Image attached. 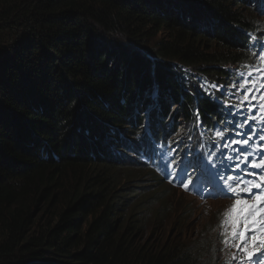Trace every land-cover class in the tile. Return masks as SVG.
Here are the masks:
<instances>
[{"label": "trees", "instance_id": "16d2710c", "mask_svg": "<svg viewBox=\"0 0 264 264\" xmlns=\"http://www.w3.org/2000/svg\"><path fill=\"white\" fill-rule=\"evenodd\" d=\"M260 4L0 0V264H199L205 239L134 243L167 209L128 182L163 167L174 117L194 136L231 114L222 89L263 66ZM160 29L169 36L146 46Z\"/></svg>", "mask_w": 264, "mask_h": 264}, {"label": "rangeland", "instance_id": "374dc122", "mask_svg": "<svg viewBox=\"0 0 264 264\" xmlns=\"http://www.w3.org/2000/svg\"><path fill=\"white\" fill-rule=\"evenodd\" d=\"M260 21L264 20V15H261L258 17ZM169 36V33L165 29H160L159 31L149 35L148 39L145 41L146 46H150L152 49L156 46L157 42L161 39H165ZM130 45L128 44V47ZM149 47V48H150ZM133 52L140 54L144 58V62H147L145 65L147 68H151L153 64L155 63V59L153 56L148 54L147 48H144V50L141 48H133ZM147 51V52H146ZM150 55V56H149ZM177 69V73L179 72L186 73L190 72L189 70L185 69L181 65L175 64L172 65ZM246 72H242L247 76ZM255 76L248 77V79H254ZM241 80V79H240ZM154 83V81H151V85ZM152 87H150L148 90H150ZM227 87H224L223 91L226 95H230ZM219 90L222 89V87H218ZM147 90V91H148ZM243 94V93H242ZM257 96L260 95V93H256ZM230 98L240 100L241 96H231ZM255 102V101H254ZM154 108L157 106L156 100L152 101ZM173 103L169 104V112L171 113L174 110ZM153 107V106H152ZM153 108V109H154ZM249 106L246 104L243 108H237V113L243 114L242 117H245L246 112L250 113L251 111L248 110ZM150 108L148 109V111ZM147 111V112H148ZM263 111L259 108L257 111V115L249 116V120H253L254 126L251 128H248L246 132L243 133L245 135L240 136L241 139H249V144L245 147L244 152L247 154L249 151H251V155L248 156L249 162L252 160H256L257 162L264 157V140H261L260 138L264 136V126L261 124L262 119H260L259 114ZM155 114V113H154ZM236 112L233 113V115L230 116L232 118ZM151 117V116H150ZM149 117V118H150ZM168 117V116H167ZM166 117V118H167ZM250 117H255L254 119H251ZM175 126L177 127V132H175V136H173L174 141L171 142V146L174 151L178 148V143L181 142V145H183V149L181 151H177L172 158L179 159V160H186V157L188 159L190 156H194L192 158L193 164H191V167H194L193 173H191L187 177V181L193 182L196 177L198 178L199 182L205 183L208 182L210 185H212L215 192L219 191L217 189L216 185V177L215 176H224L230 171H234V173H229L226 175V177L229 176H244L245 171L247 172H257L259 173V169H245V165L243 163V160H237L236 156L238 155L236 149H239L242 147V145L231 144V141H227V139L224 141V145L227 143L229 146L226 147L228 149V152H224L226 155L224 158L221 159L222 165L219 166L218 160L212 156V152H209L208 154H205L203 158L201 156L197 155V152L200 151V149L194 150L191 152L190 150V143L188 141V133L186 131V122L183 121V119H177L174 117L173 119ZM184 125H183V124ZM223 124L222 120L220 122H213L214 126H219ZM239 129V128H237ZM190 131V129H189ZM218 130L214 131L215 136L217 137L216 133ZM231 132L228 133L230 135ZM234 137V134H231L229 137V140ZM106 142V141H105ZM115 148L110 149L115 151H124V149L117 144V142H113ZM189 148V150H188ZM107 150V148L105 149ZM179 152H189L187 155H182ZM259 153V154H258ZM184 156V157H183ZM228 156H231V158H228ZM220 161V162H221ZM239 164V168H237V165ZM178 165H176L177 168ZM127 167V166H126ZM168 167H170L168 165ZM148 169L141 170V174H137L136 171L134 173L135 177L130 178V181L128 182L129 186H147L146 188L151 189V191L155 194L157 201L159 205L162 207L165 206L167 209L166 212V219L163 221L161 227L159 224H155V222H148V225L144 226L142 230L140 231V234L134 236L135 244H138L143 247H147L148 250L154 251L156 247H160L164 245V243H170L171 239H174L175 237H178L177 240L179 242L188 243L193 240H201L205 239V242L212 243L211 248L207 251L208 254L206 256L202 255L201 262L199 264H257L256 259H259L260 264H264V250L261 252H258L256 256L253 257V260L249 262L244 255L243 252L239 251L237 248L232 247L230 244H225L223 241L225 239V236L222 235L224 229L221 227V221L225 219L224 212L233 204L234 199L231 192L227 191V184L231 183V181H224L226 183V186L223 184V180L218 179L219 184L223 187L221 190L225 192L227 195L221 196L220 193H215L214 195H209L206 197V199H198L196 197H193L194 195L185 191L183 188H173L171 187L170 179H163L162 175H154L153 171H150L152 175H149ZM179 171V170H178ZM200 171L205 172L206 174L200 173ZM168 174V171H166ZM154 175V176H153ZM203 175V177H202ZM205 176V177H204ZM156 177V178H155ZM206 178V179H205ZM251 176H245V179H252ZM194 179V180H193ZM126 185V186H128ZM148 189L146 191H148ZM188 189L191 190L193 193V188L188 186ZM259 191V190H254ZM241 198H247L246 194L241 193ZM157 205V204H156ZM126 221V220H124ZM212 253V254H211ZM215 253V254H214ZM212 255L214 260L209 258V256ZM214 255V256H213ZM207 258V259H206ZM206 259V260H205ZM215 262V263H213ZM244 262V263H243Z\"/></svg>", "mask_w": 264, "mask_h": 264}, {"label": "snow or ice", "instance_id": "6c2138e0", "mask_svg": "<svg viewBox=\"0 0 264 264\" xmlns=\"http://www.w3.org/2000/svg\"><path fill=\"white\" fill-rule=\"evenodd\" d=\"M260 60L264 65V52L260 53ZM241 80L234 84L233 87L242 92L238 104L233 107L243 108L246 104L249 106L248 110L251 111L252 101H257L260 109L264 111V66L256 67L252 66V71L240 74ZM255 76L254 79H248V77ZM215 87V86H213ZM254 93H260L259 96ZM254 119L255 117H250ZM249 118H245L240 124H237V128H243ZM237 135H245L243 132H237ZM217 137L223 139L224 133L217 131ZM264 140V136L260 138ZM249 139L236 140L232 139L231 144L247 146ZM226 143L224 147H228ZM238 155L237 160H243L245 169H259L260 172H247L244 176L236 175L226 177L227 181L231 183L227 184V191L233 195V204L224 212L225 219L221 221V227L224 229L222 235L225 236L224 243L230 244L232 247L237 248L243 252L247 260L251 262L253 257L258 252L264 250V157L258 162L252 160L249 162L248 156L251 155V151L247 154L244 152V147L236 149ZM259 154V153H258ZM239 168V164L237 165ZM245 176H251L252 179H245ZM182 186L185 190L188 189V184L184 183ZM259 190V191H254ZM246 194L247 198H241L240 194ZM226 194V193H222ZM257 264H260L257 258Z\"/></svg>", "mask_w": 264, "mask_h": 264}, {"label": "bare ground", "instance_id": "6f19581e", "mask_svg": "<svg viewBox=\"0 0 264 264\" xmlns=\"http://www.w3.org/2000/svg\"><path fill=\"white\" fill-rule=\"evenodd\" d=\"M255 103L257 104V101H255ZM183 124V123H182ZM184 125V124H183ZM176 129V128H175ZM176 131V130H175ZM174 135V134H173ZM172 135V136H173ZM142 136H143V134H142ZM175 136V135H174ZM139 138V137H138ZM138 140V139H137ZM143 140V139H142ZM174 141V140H173ZM137 142V141H136ZM196 142V141H195ZM138 143V142H137ZM142 148V147H141ZM148 149H150L149 147H148ZM143 150V149H142ZM188 150H189V148H188ZM139 152V151H138ZM152 154V153H151ZM129 156V155H128ZM136 157V156H135ZM184 157V156H183ZM201 158H203V156H201ZM228 158H231V156H228ZM131 159V158H130ZM136 159V158H135ZM149 159V158H148ZM154 159V158H153ZM204 159V158H203ZM133 162V161H132ZM144 163V162H143ZM164 163V162H163ZM119 164H121V163H119ZM193 164V163H192ZM163 165V164H162ZM173 168V167H172ZM123 169V168H122ZM150 172V171H149ZM153 173H154V171H153ZM156 173V172H155ZM204 174H206V173H204ZM152 175V174H151ZM154 176V175H153ZM202 177H203V175H202ZM205 177V176H204ZM156 178V177H155ZM199 178V177H198ZM200 179V178H199ZM206 179V178H205ZM194 180V179H193ZM195 181V180H194ZM196 246V245H195ZM210 249V248H209ZM212 254V253H211ZM215 254V253H214ZM202 255H200V257H201ZM209 256V255H208ZM214 256V255H213ZM209 258H210V256H209ZM213 258V257H212ZM207 259V258H206ZM205 259V260H206ZM213 263H215V262H213ZM244 263V262H243ZM210 264V263H209ZM220 264H222V263H220ZM223 264H225V263H223Z\"/></svg>", "mask_w": 264, "mask_h": 264}, {"label": "clouds", "instance_id": "9594fccd", "mask_svg": "<svg viewBox=\"0 0 264 264\" xmlns=\"http://www.w3.org/2000/svg\"><path fill=\"white\" fill-rule=\"evenodd\" d=\"M174 188V187H173Z\"/></svg>", "mask_w": 264, "mask_h": 264}]
</instances>
